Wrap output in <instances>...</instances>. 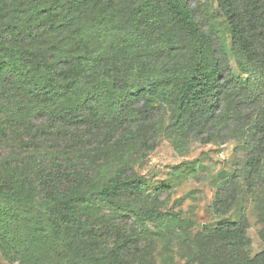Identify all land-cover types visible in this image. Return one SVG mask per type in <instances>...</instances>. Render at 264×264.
Listing matches in <instances>:
<instances>
[{"label": "rangeland", "instance_id": "1", "mask_svg": "<svg viewBox=\"0 0 264 264\" xmlns=\"http://www.w3.org/2000/svg\"><path fill=\"white\" fill-rule=\"evenodd\" d=\"M150 1L155 11L147 9V0H87L67 17L61 34L50 39L58 45L50 54L65 62L64 57L83 48V63L93 65L95 72H76L78 88L46 108L19 106L16 111L17 104L7 103L11 111L0 126V177L18 173L25 185L20 207L33 217L48 216L51 180L63 191L75 185L89 190L122 170L147 181L142 194L123 195L122 206L178 214L172 221H139L103 208L84 227L66 229L71 251L82 261L204 264L218 251L215 229L240 215L249 224L250 243L244 254L253 257L264 251V159L254 167L251 182L246 163L264 152V71L234 49L232 29L219 0H188L229 76L246 78L244 70H256L250 85L230 91L229 99L222 96L195 132L182 129L190 112L181 114L163 99L155 100L159 112L151 122L134 112L128 118L118 107L119 94L111 89L114 81L146 86L162 79L171 66L193 61L186 31L166 2ZM60 14L66 17L68 8ZM29 16L35 23L33 12ZM3 76L0 69V83ZM89 95L98 112L92 127L55 121L60 110L85 102ZM131 131L136 140L128 150L118 141ZM0 264L34 262L0 240Z\"/></svg>", "mask_w": 264, "mask_h": 264}, {"label": "trees", "instance_id": "2", "mask_svg": "<svg viewBox=\"0 0 264 264\" xmlns=\"http://www.w3.org/2000/svg\"><path fill=\"white\" fill-rule=\"evenodd\" d=\"M86 1L0 0V69L4 70L0 83V126L5 125V116L11 111H8L7 103L17 104L16 111L21 110L19 106L22 110L46 108L78 88L80 81L74 76L76 72L84 69L95 72L93 65L83 63V48L64 57L65 62L50 54L51 48L58 47L51 44V37L61 34L67 25V17L75 15ZM95 1L102 3L104 0ZM164 1L168 11L186 31L192 63L171 66L162 79L146 86L134 87L128 82L114 81L111 89L119 94L118 107L127 113L128 118L134 112L143 121L151 122L159 112V108L153 106L155 100L163 99L171 102L181 114L190 112L182 129L195 132L204 126L205 118L220 103L222 96L229 99L230 91L250 85L256 70H244L246 78L229 76L215 56L211 36L196 23L188 0ZM150 4L151 1L147 0L145 6L155 11L156 7ZM65 7L68 14L63 17L60 13ZM219 7L232 29L234 49L264 71V0H219ZM31 12L37 18L35 23L29 16ZM89 111L92 116L88 115ZM97 113L89 95L85 102L66 107L54 117L58 124L92 127L98 120ZM135 140V133L131 131L118 143L130 150ZM263 159L264 152L247 161L249 182L254 167L261 165ZM51 181L48 186L53 191V198L48 206V216L33 217L20 207V192L25 185L18 173L0 177V240L13 244L17 253L29 257L34 264H98L74 256L66 240V229L84 227L103 208L130 215L139 221L166 222L178 218L176 213L154 208L137 211L122 206L119 200L123 195L142 194L147 186L144 178L125 170L102 186L89 190H80L75 185L63 191L56 180ZM250 185L253 189L252 183ZM248 229L249 224L243 215L234 222H222L214 231L218 251L205 258L204 264H264V251L253 257L244 254L250 243Z\"/></svg>", "mask_w": 264, "mask_h": 264}, {"label": "water", "instance_id": "3", "mask_svg": "<svg viewBox=\"0 0 264 264\" xmlns=\"http://www.w3.org/2000/svg\"><path fill=\"white\" fill-rule=\"evenodd\" d=\"M223 175V174H222Z\"/></svg>", "mask_w": 264, "mask_h": 264}]
</instances>
